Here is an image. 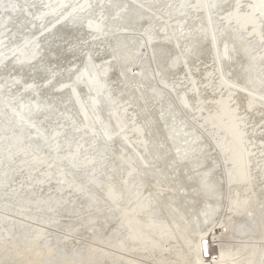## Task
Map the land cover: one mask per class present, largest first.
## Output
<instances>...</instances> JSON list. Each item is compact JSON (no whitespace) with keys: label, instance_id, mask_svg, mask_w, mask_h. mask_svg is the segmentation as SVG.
Instances as JSON below:
<instances>
[{"label":"snow or ice","instance_id":"snow-or-ice-1","mask_svg":"<svg viewBox=\"0 0 264 264\" xmlns=\"http://www.w3.org/2000/svg\"><path fill=\"white\" fill-rule=\"evenodd\" d=\"M0 264H264V0H0Z\"/></svg>","mask_w":264,"mask_h":264}]
</instances>
